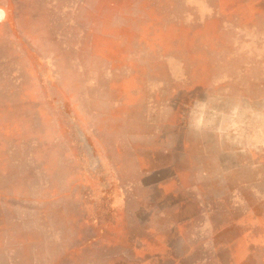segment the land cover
<instances>
[{"label":"rangeland","instance_id":"1","mask_svg":"<svg viewBox=\"0 0 264 264\" xmlns=\"http://www.w3.org/2000/svg\"><path fill=\"white\" fill-rule=\"evenodd\" d=\"M0 17V264H264V0Z\"/></svg>","mask_w":264,"mask_h":264},{"label":"clouds","instance_id":"2","mask_svg":"<svg viewBox=\"0 0 264 264\" xmlns=\"http://www.w3.org/2000/svg\"><path fill=\"white\" fill-rule=\"evenodd\" d=\"M3 17H0V19H2Z\"/></svg>","mask_w":264,"mask_h":264}]
</instances>
